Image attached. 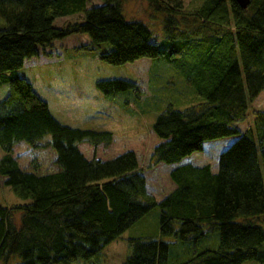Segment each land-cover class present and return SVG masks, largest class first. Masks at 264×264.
<instances>
[{"label":"trees","instance_id":"16d2710c","mask_svg":"<svg viewBox=\"0 0 264 264\" xmlns=\"http://www.w3.org/2000/svg\"><path fill=\"white\" fill-rule=\"evenodd\" d=\"M147 1L163 17L161 43L126 17L123 0H0V86H10L0 102V190L29 201L0 203V264L91 261L155 208L160 237L129 239L124 264H264V110L251 113L256 131L239 127L264 93V0L246 10L235 0L193 10L184 0ZM71 16L83 22L55 25ZM75 35L110 65L151 59V78L164 63L196 91L200 103L169 104L151 127L147 168L146 137L64 126L19 77L26 61L52 58L54 43ZM97 86L142 92L125 80ZM216 233V250H197ZM175 245L193 251L184 263L170 261Z\"/></svg>","mask_w":264,"mask_h":264},{"label":"rangeland","instance_id":"374dc122","mask_svg":"<svg viewBox=\"0 0 264 264\" xmlns=\"http://www.w3.org/2000/svg\"><path fill=\"white\" fill-rule=\"evenodd\" d=\"M203 0H184L186 10L199 7ZM101 0H90L89 7L101 5ZM124 13L129 20L145 22L153 31V42L161 43L166 37L163 17L150 8L147 0H123ZM72 22H83L79 16L59 18L57 27ZM7 26L0 18V29ZM88 36L75 35L54 43L53 57L33 58L26 61L19 77L29 81L34 91L48 103L52 115L62 125L74 129L109 132L119 139H137L146 137V151L140 158L142 168H147L151 143L150 129L159 115L173 105L183 109L200 103L193 87L180 75L176 74L167 64L161 66L154 78L150 76L151 59H141L132 64L114 66L101 59V51L86 50L90 44ZM106 80H125L137 82L141 96L134 92H121L106 95L97 84ZM10 93V86H0V102ZM264 110V93L252 105L248 120L239 125L242 133L255 125L251 113ZM256 138V137H254ZM51 140L47 136L41 143ZM226 142V143H225ZM229 140L219 141L226 146ZM216 143V142H214ZM223 146V147H224ZM0 203L4 206L26 204L17 198L11 188L0 190ZM20 215L17 216V223ZM160 237V209L155 208L142 218L136 225L126 231L122 237L106 246L91 261H80L73 264H124L132 254L129 239ZM172 241L171 238L166 239ZM198 244V246H197ZM195 244L198 251L216 250L219 246V235L210 236ZM193 247V246H192ZM193 251L184 245H175L170 249V261L184 263ZM244 264H260L248 261Z\"/></svg>","mask_w":264,"mask_h":264},{"label":"water","instance_id":"95a60500","mask_svg":"<svg viewBox=\"0 0 264 264\" xmlns=\"http://www.w3.org/2000/svg\"><path fill=\"white\" fill-rule=\"evenodd\" d=\"M242 9H247L251 3V0H235Z\"/></svg>","mask_w":264,"mask_h":264}]
</instances>
